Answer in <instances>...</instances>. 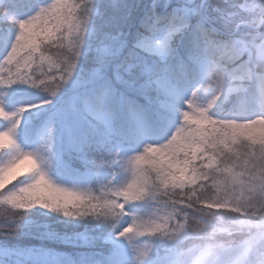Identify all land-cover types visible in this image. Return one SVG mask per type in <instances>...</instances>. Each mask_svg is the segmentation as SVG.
<instances>
[{
    "label": "snow or ice",
    "instance_id": "obj_1",
    "mask_svg": "<svg viewBox=\"0 0 264 264\" xmlns=\"http://www.w3.org/2000/svg\"><path fill=\"white\" fill-rule=\"evenodd\" d=\"M209 257L264 264V0H0V264Z\"/></svg>",
    "mask_w": 264,
    "mask_h": 264
},
{
    "label": "trees",
    "instance_id": "obj_2",
    "mask_svg": "<svg viewBox=\"0 0 264 264\" xmlns=\"http://www.w3.org/2000/svg\"><path fill=\"white\" fill-rule=\"evenodd\" d=\"M42 224H43V221L41 219L37 218L35 227L42 230V228L40 227ZM56 227L60 228L61 226L57 225ZM10 243L16 244L20 247H38V246H40L41 241L34 240V239H21L19 241H10ZM45 244L47 247H50V248L54 249L55 251L62 252L65 254H69V255H71L75 252H78V251H89V249H87V248L74 249L72 247H68L65 245L56 244V243H52V242H45ZM25 264H30V262L25 261Z\"/></svg>",
    "mask_w": 264,
    "mask_h": 264
},
{
    "label": "clouds",
    "instance_id": "obj_3",
    "mask_svg": "<svg viewBox=\"0 0 264 264\" xmlns=\"http://www.w3.org/2000/svg\"><path fill=\"white\" fill-rule=\"evenodd\" d=\"M206 264H217L215 257H209Z\"/></svg>",
    "mask_w": 264,
    "mask_h": 264
}]
</instances>
